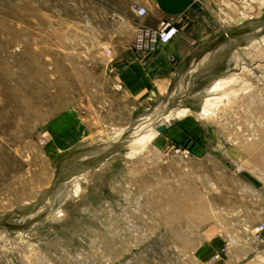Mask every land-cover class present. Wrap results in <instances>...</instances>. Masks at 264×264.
Listing matches in <instances>:
<instances>
[{
	"label": "rangeland",
	"instance_id": "374dc122",
	"mask_svg": "<svg viewBox=\"0 0 264 264\" xmlns=\"http://www.w3.org/2000/svg\"><path fill=\"white\" fill-rule=\"evenodd\" d=\"M134 1L0 0V264H264V0H207L232 44L211 86L240 85L205 115L120 88Z\"/></svg>",
	"mask_w": 264,
	"mask_h": 264
},
{
	"label": "crops",
	"instance_id": "0c3cea01",
	"mask_svg": "<svg viewBox=\"0 0 264 264\" xmlns=\"http://www.w3.org/2000/svg\"><path fill=\"white\" fill-rule=\"evenodd\" d=\"M206 3L207 0H136L129 7L131 16L124 22L129 38L121 44V49H114L113 55L123 63L117 73L120 88L129 94L136 108L158 99L172 98L183 86L191 98L203 97L211 91L220 58L232 44L219 47L208 44L216 41V33L221 31L213 29L211 16L204 10ZM134 4L145 8L147 14L134 13ZM169 20H173L179 35L169 44L162 45L149 63H145L133 47L137 30L140 26L155 29L161 22ZM116 37L118 39L120 34ZM207 84L211 87L203 91Z\"/></svg>",
	"mask_w": 264,
	"mask_h": 264
},
{
	"label": "built area",
	"instance_id": "2783aa9c",
	"mask_svg": "<svg viewBox=\"0 0 264 264\" xmlns=\"http://www.w3.org/2000/svg\"><path fill=\"white\" fill-rule=\"evenodd\" d=\"M134 13L145 16L147 10L134 4L132 7ZM179 30L173 20L161 22L155 29L147 26H140L133 43L135 53L146 63L157 53L162 45L169 44L178 35Z\"/></svg>",
	"mask_w": 264,
	"mask_h": 264
},
{
	"label": "bare ground",
	"instance_id": "6f19581e",
	"mask_svg": "<svg viewBox=\"0 0 264 264\" xmlns=\"http://www.w3.org/2000/svg\"><path fill=\"white\" fill-rule=\"evenodd\" d=\"M228 83H232V84H234V85H240V81L236 78V77H233L231 80H229V81H227L226 82V80L225 79H222V80H219V82L217 83V84H215L210 90L211 91H209V92H207L206 93V95L205 96H203L202 98H204L203 100H204V107H203V114L205 115V114H209V111L210 110H213V103H212V99H218L219 97H215V96H217V95H219L218 94V92H220V93H222V92H225L226 91V89L229 87V85L230 84H228ZM223 96H225V95H223ZM222 96V97H223ZM203 102V101H202ZM217 102V101H216ZM216 102L214 103V104H216ZM215 110V109H214ZM213 110V111H214ZM187 111H188V109H178L177 111H176V113L175 114H172L173 115V117L175 116V117H179V116H184L186 113H187ZM189 112V111H188ZM202 114V113H201ZM172 115H170V116H168L167 118H166V123H167V121L168 120H172ZM207 116V115H206ZM170 120V121H171ZM119 135V134H118ZM147 138H149L150 140H153V138H152V136H150V137H147ZM142 139V138H141ZM141 139H137V140H135L134 142H132V145L134 144V143H136V144H134L133 146H134V148H135V146H138L139 144H142L143 142L141 141ZM155 139V138H154ZM139 143V144H138ZM133 146H132V148H130V151H133ZM110 148V145H105V147H100V149L98 148L97 149V151H94L92 154L90 153V154H87L86 153V155H84V157H82V160L79 162V164L76 166V167H74V168H76L77 170H78V172L79 173H83V166H86L87 164H85L86 163V161H88V160H93V161H96V160H98V158L101 156V154L102 153H104V151H107L108 149ZM136 150V149H135ZM134 152V151H133ZM132 153V152H131ZM102 158H104V157H102ZM86 171V170H85ZM58 185V184H57ZM59 186V185H58ZM61 186V188H59V191H58V194L57 195H53L52 196V193H53V188L55 187V186H53L52 187V189L51 190H48L47 191V193L46 192H44V194H45V196H44V199H43V201H42V205H41V207L39 208V210L40 211H42V210H44V209H46V208H48V206H49V204H51V203H53L55 200H57V199H59L60 197H62V196H64V195H66L67 194V190H68V186H66V184H61L60 185Z\"/></svg>",
	"mask_w": 264,
	"mask_h": 264
},
{
	"label": "water",
	"instance_id": "95a60500",
	"mask_svg": "<svg viewBox=\"0 0 264 264\" xmlns=\"http://www.w3.org/2000/svg\"><path fill=\"white\" fill-rule=\"evenodd\" d=\"M154 96H155V94H154ZM166 130H167V125H164V124H163V125H161V126L158 127V131H159V133H163V132H165ZM90 167H91V166H83L82 169H87V168H90ZM55 185H56V182L53 183L52 187L55 186ZM46 193H47V192H46ZM44 196H45V194L43 193V195H42L41 197L38 198L37 203L34 204V206H32V207L29 209L28 213H30V212H35V211L38 210V208L42 205V201H43V199H44Z\"/></svg>",
	"mask_w": 264,
	"mask_h": 264
}]
</instances>
